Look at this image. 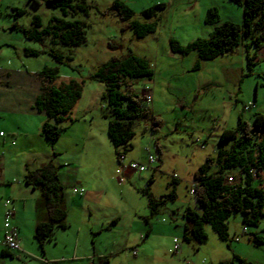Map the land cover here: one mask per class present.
I'll list each match as a JSON object with an SVG mask.
<instances>
[{
    "label": "rangeland",
    "instance_id": "374dc122",
    "mask_svg": "<svg viewBox=\"0 0 264 264\" xmlns=\"http://www.w3.org/2000/svg\"><path fill=\"white\" fill-rule=\"evenodd\" d=\"M45 1L0 0V44L9 39L14 44L0 48V56L14 57L21 64L15 54L18 52L27 68H57L56 87L70 81L79 84L82 96L76 105L78 116L81 118L82 112L90 111L93 105L97 141L91 145L98 143L102 155L98 172L97 166L90 167L89 163L82 167L83 185L76 184L74 166L65 168L68 226L55 231L45 254L33 238L29 255L19 250L11 252L13 258H1L0 252V264H264V243L255 245L248 239L252 233L264 237V218L258 227L245 228L240 215L233 214L229 243L221 241L210 225L205 227L206 243L182 240L187 208L201 211L195 196L190 195L194 172L208 156H216L223 130L236 128L239 117L252 125L257 114H264V58L251 47V56L257 52V58L249 70L245 44L233 53L207 61L201 60L195 50L175 52L171 41L187 47L197 39H208L226 22L242 24L243 8L230 0H120L133 11L130 22L154 24L151 33L138 38L126 27L127 21L109 10L115 0H84L87 14L77 11L67 16L60 8L47 7ZM157 5L163 8L157 9L154 17L144 15L145 10ZM15 9L25 13L17 15ZM209 10L217 13L212 21L208 20ZM34 16L41 19L42 28L52 18L79 21L85 41L79 45H65L52 38L28 42L21 32H10L15 21L21 29H31ZM24 47L46 53L25 57ZM50 49L63 56L62 63L47 53ZM130 54L148 61L153 71L151 78L131 81L140 95L150 90L151 103L142 105L159 125L153 127L151 119L134 122L135 136L127 147L125 166L132 161L146 164L150 154L156 160L142 173L126 171L120 177L116 150L107 134L106 85L91 76L111 59H124ZM72 112L75 108L68 115L70 121ZM57 144L65 147L64 140ZM150 178L153 181L149 183ZM148 188L156 199L174 190L176 199L165 201L152 215L143 193ZM74 189H84V193H74ZM93 190L98 193L97 199L85 201L86 193ZM177 228L182 233H177ZM175 238L182 245L180 256L169 252Z\"/></svg>",
    "mask_w": 264,
    "mask_h": 264
},
{
    "label": "trees",
    "instance_id": "16d2710c",
    "mask_svg": "<svg viewBox=\"0 0 264 264\" xmlns=\"http://www.w3.org/2000/svg\"><path fill=\"white\" fill-rule=\"evenodd\" d=\"M230 2L243 8L242 24L226 22L218 26L208 39H197L187 47H182L172 40V50L181 53L195 50L201 60L208 61L233 53L241 44H245L247 66L251 70L257 58V52L251 56V47L259 51L264 46V0ZM45 5L49 8H60L63 16L77 11L85 14L88 12L84 0H46ZM162 8L163 5L154 6L145 10L144 15L154 17L156 10ZM109 10L121 21H127L126 27L133 30L138 38H143L154 30V24L130 22L133 11L120 0H115ZM15 11L17 15L25 13L22 9ZM216 16V11L209 10V21ZM33 25L31 29H21L14 24L13 28L33 42L52 38V41L65 45H79L85 41L83 25L79 21L52 18L50 24L42 28L41 19L34 16ZM41 53L46 51L25 49L27 56L36 57ZM47 53L57 63L63 62V56L59 52L50 49ZM57 74V68L46 66L38 73L42 84L41 93L35 101V109L47 119L42 126V136L51 143L57 141L64 133L66 128L63 124L82 96L81 87L73 81L56 87L54 82ZM152 76L153 71L148 61L133 54L124 59H111L91 76L106 85L103 98L109 111L105 116L108 119L107 134L116 150L118 162L120 157L128 152L127 147L135 136L133 124L136 120L151 119L153 127L159 125V120L142 105L143 102L146 103L145 99L142 94L134 91L131 81ZM121 147L123 151H119ZM228 176H232L234 182L228 183ZM25 181L40 193L38 205L44 207L47 213L46 220L37 224L34 233L36 243L45 254L46 244L53 240L55 231L65 230L68 226L65 189L60 183L58 168L52 162L28 172ZM152 181L150 178L149 183ZM193 184L194 196L201 211L187 208L184 215L186 224L183 241L193 239L199 244L206 243L208 234L205 227L210 225L221 241L229 243V219L233 214L240 215L245 228L258 227L264 218V114H257L252 125L239 117L236 128L223 130L216 156H208L205 163L194 172ZM143 193L148 198L152 215L165 201L176 199L174 190L161 196V199H156L149 188ZM248 239L255 245L264 243V237L256 233L250 234ZM1 254L4 257H14L4 248Z\"/></svg>",
    "mask_w": 264,
    "mask_h": 264
},
{
    "label": "crops",
    "instance_id": "0c3cea01",
    "mask_svg": "<svg viewBox=\"0 0 264 264\" xmlns=\"http://www.w3.org/2000/svg\"><path fill=\"white\" fill-rule=\"evenodd\" d=\"M14 24L20 28L16 21ZM13 25L10 32H20ZM21 36L23 40L33 42L27 40L23 33ZM12 41L9 39L0 44V48H11L14 45ZM23 49L25 57H34L27 56L26 48ZM261 49L260 55L264 58V48ZM15 54L21 64L14 57L0 56V240L4 235L5 200L11 199L15 209L13 224L19 229L20 251L29 255L28 247L32 244L36 226L46 220L47 213L44 207L38 205L40 193L26 184L27 173L52 162L58 168L60 183L65 189V168L74 166L76 184L83 185L82 167L89 163L90 167L97 166L98 172L102 154L98 143L91 145V142L97 141L93 105L90 111L82 112L81 118L75 106L73 120L70 121L68 116L63 124L66 129L57 141L51 143L42 136V126L47 119L35 109V101L41 93L40 71L27 68L18 52ZM60 140H64L65 147H57ZM26 154L30 157L25 158ZM97 197V191L93 190L88 191L84 199L89 202ZM175 220V223L179 222ZM176 231L182 233L179 228ZM2 250L0 246V252Z\"/></svg>",
    "mask_w": 264,
    "mask_h": 264
},
{
    "label": "built area",
    "instance_id": "2783aa9c",
    "mask_svg": "<svg viewBox=\"0 0 264 264\" xmlns=\"http://www.w3.org/2000/svg\"><path fill=\"white\" fill-rule=\"evenodd\" d=\"M142 95L145 99L147 104L151 103L152 101V94L150 93L149 89L143 90ZM249 109V107H245ZM2 135V134H1ZM149 151V150H148ZM125 156H121L119 160L120 168L117 170V174L121 177L124 173L127 172H139L142 173L147 170L153 163H155L156 158L153 155H149L147 158L146 164H141L138 162H130L127 166H125ZM123 181L124 179L121 178ZM228 183L234 182L232 176H228L227 180ZM194 184H192L190 188V195H194ZM74 193L83 194L84 189H74ZM5 220H4V235L3 238L0 240V246L8 251H19L20 250V242H19V229L16 225L13 224V219L15 216V209L12 206V200L7 199L5 200ZM182 252V245L179 239L175 238L173 240V246L170 250V253L174 256H180ZM135 253V252H134ZM201 264H206V261H202Z\"/></svg>",
    "mask_w": 264,
    "mask_h": 264
},
{
    "label": "clouds",
    "instance_id": "9594fccd",
    "mask_svg": "<svg viewBox=\"0 0 264 264\" xmlns=\"http://www.w3.org/2000/svg\"><path fill=\"white\" fill-rule=\"evenodd\" d=\"M143 96V95H142ZM194 196V195H193ZM165 221V220H164ZM245 231V230H244ZM171 250V249H170ZM170 250H169V252H170ZM10 252H12V251H10ZM171 254V253H170Z\"/></svg>",
    "mask_w": 264,
    "mask_h": 264
}]
</instances>
